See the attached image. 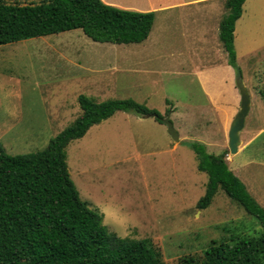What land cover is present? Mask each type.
I'll list each match as a JSON object with an SVG mask.
<instances>
[{
  "label": "rangeland",
  "instance_id": "374dc122",
  "mask_svg": "<svg viewBox=\"0 0 264 264\" xmlns=\"http://www.w3.org/2000/svg\"><path fill=\"white\" fill-rule=\"evenodd\" d=\"M165 1L180 0H156ZM221 1L219 6H225ZM245 9L237 30V63L242 77L246 78L245 70L252 76V82L245 79L253 104L245 124L252 126L260 121L258 109L264 106V0H246ZM179 20L161 18L143 43L99 42L73 29L0 45V142L6 152L17 155L45 148L81 115V94L99 102L132 98L164 117L173 108L198 117L210 106L206 90L229 91L225 105L231 101L235 106V99L241 104L238 72L225 50L223 58L220 30L200 44L183 35ZM199 48L207 59H222L230 69L209 77L197 73L203 65ZM171 120L179 126L175 116ZM196 120L201 125L194 131L180 128L182 139L176 142L167 125L154 116L117 111L66 149L81 199L91 208L93 201L111 195L126 199L140 220L135 239H150L161 250L164 264L202 255L213 240L232 233L262 231L258 219L222 189L209 207H197L208 174L198 169L192 144H206L201 136L208 134L203 131V124H208ZM212 125V139L229 146L230 126L228 130L222 122ZM235 153L230 151L231 169L242 159Z\"/></svg>",
  "mask_w": 264,
  "mask_h": 264
},
{
  "label": "trees",
  "instance_id": "16d2710c",
  "mask_svg": "<svg viewBox=\"0 0 264 264\" xmlns=\"http://www.w3.org/2000/svg\"><path fill=\"white\" fill-rule=\"evenodd\" d=\"M245 1H226L228 12L219 34L239 77L235 28ZM154 22V11L124 9L103 0H0V45L73 29H82L94 41L141 43ZM78 100L81 115L45 148L10 155L0 142V264H164L161 250L150 239L119 240L100 227L71 177L66 151L71 141L117 111L154 116L161 123L164 115L132 98L99 102L81 94ZM192 147L198 169L208 174L197 207H209L222 189L258 219L262 231L213 240L202 255L183 256L179 264H264V207L229 167L228 151L210 153L202 143Z\"/></svg>",
  "mask_w": 264,
  "mask_h": 264
},
{
  "label": "crops",
  "instance_id": "0c3cea01",
  "mask_svg": "<svg viewBox=\"0 0 264 264\" xmlns=\"http://www.w3.org/2000/svg\"><path fill=\"white\" fill-rule=\"evenodd\" d=\"M103 1L110 5H114L124 9L154 11L156 15L155 22L149 37L153 35L155 28L158 25V21H160L161 18L171 20L173 17L174 22L177 21V17H180L179 22L182 23V28L180 30L182 31L183 35L192 37L194 40L200 42V44L206 41L205 39H208L212 34L214 37L218 36L220 23L223 17L228 12L226 4L225 6H219L222 3L221 0H180L172 2H156V0ZM226 1L227 0H225L224 3ZM245 5L246 1L243 5V13L237 20L235 28V49L237 52V61H239L237 30L238 24L243 18L244 12L246 11ZM176 9L178 10L177 13L175 12ZM172 10L173 12H170ZM198 50L199 51L197 54L199 55V57H201L203 65L198 68L197 73L201 72L202 76L203 74H205L209 77L210 73L220 72L222 69H224L225 71L230 69L225 63H221L222 59L217 58L209 60L205 57L203 49L199 48ZM224 50L226 51L223 45V58ZM247 53H250V51H248ZM245 74L249 82H252V76L247 73L246 70ZM242 78L245 85L247 86L245 76H243ZM254 88L258 89V87ZM206 93H208L210 97V106L205 107V110L202 108L201 110L203 111V113H197L198 117L203 121H206V123L208 124V127L203 124V131L208 134H206L205 136H201V139L202 141H206V144L204 145L210 153L219 154L221 152L228 151L226 155V161L228 163V161L230 162L234 160V157L231 156L229 151L230 147L227 146L224 141L222 144H217L215 140L212 139L211 127L213 126L212 124L218 126V123L222 122L229 130L230 123L235 117L237 109H239L240 102L238 103V99H235V106L229 105L231 101L228 105H225V102H227V99L229 98V91H221L219 89H215V93L207 90ZM252 106L253 104L251 101V110ZM258 110L260 121H258V123H254V125L252 126H247V124H245L244 129L240 132L241 142L239 144L237 152L235 153V156L242 155V159L240 161L234 162L232 170L245 183L251 195L258 201L260 205L264 207V106L262 105ZM172 116H175V118L178 119V124L180 127H177L175 123H173L174 126H176L177 131L179 132L180 141L182 139L180 128H182L184 131H194L197 124L200 123L196 120L198 117L196 116V114H193V112L183 113L178 111L176 108H173L171 118ZM227 143L229 145V142ZM209 147L214 151H211Z\"/></svg>",
  "mask_w": 264,
  "mask_h": 264
},
{
  "label": "clouds",
  "instance_id": "9594fccd",
  "mask_svg": "<svg viewBox=\"0 0 264 264\" xmlns=\"http://www.w3.org/2000/svg\"><path fill=\"white\" fill-rule=\"evenodd\" d=\"M93 204L91 210L99 217L101 228L107 229L119 240L136 238L140 220L126 199L111 195L104 200L93 201Z\"/></svg>",
  "mask_w": 264,
  "mask_h": 264
},
{
  "label": "water",
  "instance_id": "95a60500",
  "mask_svg": "<svg viewBox=\"0 0 264 264\" xmlns=\"http://www.w3.org/2000/svg\"><path fill=\"white\" fill-rule=\"evenodd\" d=\"M237 84L241 94V104L240 110L233 119L229 130V147L232 153H235L238 150L239 144L241 142L240 132L245 126L246 116L248 115L251 108V97L249 94V90L246 87L242 77H239ZM163 122L167 125L168 132L172 136V138L176 142H180L179 132L177 131L173 121L171 120V113L163 118Z\"/></svg>",
  "mask_w": 264,
  "mask_h": 264
}]
</instances>
